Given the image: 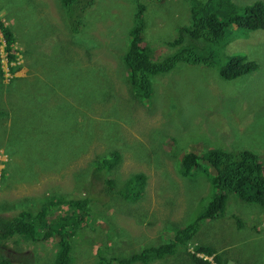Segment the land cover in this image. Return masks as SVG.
Returning a JSON list of instances; mask_svg holds the SVG:
<instances>
[{
  "label": "rangeland",
  "instance_id": "rangeland-1",
  "mask_svg": "<svg viewBox=\"0 0 264 264\" xmlns=\"http://www.w3.org/2000/svg\"><path fill=\"white\" fill-rule=\"evenodd\" d=\"M139 1L95 0L75 35L59 0H0V23L16 34L14 60L1 46L0 213L38 207L49 194L88 195L95 160L111 151L120 159L106 172L109 185L123 190L135 175L145 176L138 197L115 195L86 209L70 264H100L102 254L129 256L170 240L173 230L193 221L212 199L213 185L201 168L183 175L180 159L188 149H250L264 166V30H234L226 52L216 50L215 67L180 62L154 75L146 102L126 81L122 60ZM147 1L144 42L166 56L175 48L163 41L189 23L196 0ZM232 1L245 6L257 0ZM201 49L210 51L209 45ZM232 51L259 68L223 78L218 68ZM202 226L176 255L149 264H196L189 252L216 264L215 254L197 251L200 245L214 247L220 264H264L259 205L231 193L225 217ZM56 241L41 229L37 239L21 237L15 245L34 253V264H50Z\"/></svg>",
  "mask_w": 264,
  "mask_h": 264
},
{
  "label": "trees",
  "instance_id": "trees-1",
  "mask_svg": "<svg viewBox=\"0 0 264 264\" xmlns=\"http://www.w3.org/2000/svg\"><path fill=\"white\" fill-rule=\"evenodd\" d=\"M140 0L134 15V24L125 39L122 60L127 69L126 81L133 91L141 92L144 101H150L152 94V77L158 73L172 70L180 62L204 64L215 67L216 50L225 51L229 35L236 29L264 30V1L257 0L245 6H239L232 0H192L188 24L177 27L172 39L164 40L167 46L175 50L166 56H156L154 48L144 42V28L148 1ZM153 1V0H151ZM65 10L70 31L79 35L85 11L95 0H59ZM196 3V4H194ZM245 9V11H244ZM0 75L4 77L1 46L4 44L8 61L14 60L13 44L16 34L6 23H0ZM209 45L210 51L204 53L201 48ZM158 48V47H157ZM226 52V51H225ZM159 55H162L161 53ZM259 68L256 60L249 59L239 51H232L219 66V74L225 79H234L251 73ZM18 78H15V81ZM2 87L0 83V88ZM38 114V113H37ZM117 134V131H116ZM64 149H61L62 152ZM120 154L111 151L95 160L90 176V191L80 197H65L49 194L42 199L38 207H22L15 213H0V264H14L20 259L26 264H34L33 255L27 254L15 243L21 237L37 239V232L44 235L53 234L56 249L50 264H70L73 243L78 229L86 220V209L92 202L107 204L112 197H138L141 194L145 176L140 173L129 180L132 186L116 190L108 184L106 172L119 161ZM180 168L184 176L196 174L201 168L210 177L213 185V197L203 211L183 226L173 230L172 238L158 245L145 246L129 256L117 257L101 255L100 264H149L157 260L176 255L195 239L207 219L223 218L226 213L229 194L237 195L241 201L254 203L264 210V166L258 155L250 149L212 148L203 154L199 148L188 149L180 159ZM136 190V195L132 192ZM133 194V195H132ZM63 206L67 210L59 211ZM188 217L190 216L187 215ZM88 218V217H87ZM239 224L244 222L240 219ZM100 247L99 251L107 250ZM197 251L215 254L216 264L221 263V256L214 247L200 245ZM196 264H213L194 252H189Z\"/></svg>",
  "mask_w": 264,
  "mask_h": 264
}]
</instances>
